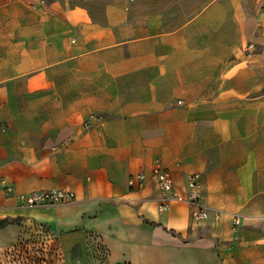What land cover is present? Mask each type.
I'll use <instances>...</instances> for the list:
<instances>
[{
	"label": "crops",
	"instance_id": "1",
	"mask_svg": "<svg viewBox=\"0 0 264 264\" xmlns=\"http://www.w3.org/2000/svg\"><path fill=\"white\" fill-rule=\"evenodd\" d=\"M191 174L218 221L191 224ZM0 181V219L87 264H264V0H0ZM49 190L75 200L16 199Z\"/></svg>",
	"mask_w": 264,
	"mask_h": 264
},
{
	"label": "rangeland",
	"instance_id": "2",
	"mask_svg": "<svg viewBox=\"0 0 264 264\" xmlns=\"http://www.w3.org/2000/svg\"><path fill=\"white\" fill-rule=\"evenodd\" d=\"M85 250L66 249L41 223L0 219V264H87Z\"/></svg>",
	"mask_w": 264,
	"mask_h": 264
},
{
	"label": "built area",
	"instance_id": "3",
	"mask_svg": "<svg viewBox=\"0 0 264 264\" xmlns=\"http://www.w3.org/2000/svg\"><path fill=\"white\" fill-rule=\"evenodd\" d=\"M253 50V46L249 45L245 52L249 53ZM86 123L85 128L89 127L90 121ZM152 175L156 180L157 187L160 191L161 197L159 199L158 211L160 213H166L169 211L172 203L180 200L178 193L174 189L171 174L168 170L161 168L156 164L153 168ZM145 179L143 173H139L136 177L137 182L141 183ZM0 189L5 193H9L10 190L5 186L3 181H0ZM186 195L183 201L189 207L190 222L193 225L202 224L208 220L218 221L220 218V212L211 210L206 207L201 199V184L199 176L196 174L188 175L185 184ZM17 201L25 209H37V208H51L64 204L74 202V195L70 192L62 190H49L31 192L27 195L18 196ZM240 225V217L237 215L232 216V232H236Z\"/></svg>",
	"mask_w": 264,
	"mask_h": 264
}]
</instances>
